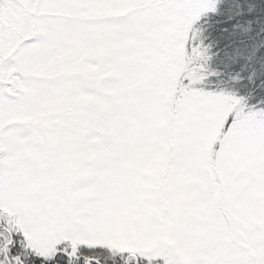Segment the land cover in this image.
Wrapping results in <instances>:
<instances>
[{"label":"snow or ice","instance_id":"6c2138e0","mask_svg":"<svg viewBox=\"0 0 264 264\" xmlns=\"http://www.w3.org/2000/svg\"><path fill=\"white\" fill-rule=\"evenodd\" d=\"M0 264H264V0H0Z\"/></svg>","mask_w":264,"mask_h":264}]
</instances>
